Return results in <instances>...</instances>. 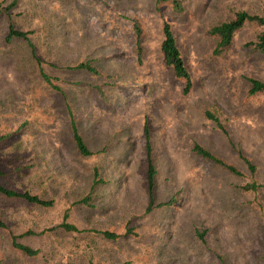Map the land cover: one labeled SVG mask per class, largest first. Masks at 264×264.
<instances>
[{"label":"rangeland","instance_id":"1","mask_svg":"<svg viewBox=\"0 0 264 264\" xmlns=\"http://www.w3.org/2000/svg\"><path fill=\"white\" fill-rule=\"evenodd\" d=\"M176 1L0 0V185L51 202L0 196V264H264V93L248 84L264 82V57L247 46L264 25L244 23L221 53L210 34L238 12L264 18V0Z\"/></svg>","mask_w":264,"mask_h":264},{"label":"trees","instance_id":"2","mask_svg":"<svg viewBox=\"0 0 264 264\" xmlns=\"http://www.w3.org/2000/svg\"><path fill=\"white\" fill-rule=\"evenodd\" d=\"M170 1L173 4V7L175 9L179 8V3L176 0H156V3H164ZM244 23H254L258 25H264V18H260L258 16L249 15L245 12H238L234 15V18L230 20L229 22L219 24L215 27H213L210 30V34L214 36L218 42L216 46V53H221L223 50L228 48L231 45L233 35L234 33L240 29ZM140 32L137 30V37ZM163 39L160 46V51L163 56V60L166 66L170 67L173 71L174 76L177 79H180L184 82V92L186 93L190 86H191V79L190 75L184 65L183 59L181 57V54L176 46L175 39L172 35V32L167 24H164L162 29ZM12 38H19V39H26V34L22 32L15 31L14 29L10 28L8 35H7V41H10ZM137 54H140V43L139 40H137ZM248 47H251L253 50L257 51L260 55L264 57V32L260 33L256 40L252 43H249L247 45ZM77 69H84L88 70L89 72L92 71V69L88 66V64H80L76 67ZM43 78L46 82H49V79L43 75ZM249 84V95H258L264 93V82H261L256 79H248ZM206 116L215 121L216 125L220 127L218 124V121L215 117L210 115L209 113H206ZM71 129H72V138L75 142V145L83 156H89L90 153L88 152L86 146L84 145L80 135L78 134V131L73 123H71ZM146 144H145V150H146V158H147V186H148V196H149V206L152 205V191L154 187V176L155 171L154 167L151 162V149L150 145L148 143V131L145 128L144 129ZM3 140V138H0V141ZM193 152L201 156L202 158L208 159L216 164L222 165L226 167L230 172L237 174V172L234 170V168L224 165V163L217 158H215L210 152L203 149L202 147L198 145L193 146ZM247 167L251 173L254 172V167L247 161ZM3 172L0 170V177L3 176ZM259 188L258 185L255 183L248 184L244 186L242 189L246 191H256ZM0 196L6 198V199H22L25 200L29 204H34L38 206H44L49 207L51 206V202L44 201L40 199L37 196L30 195L29 193L23 192L19 193L13 190H10L8 188L3 187L0 185ZM150 208V207H149ZM3 223L0 221V227H3ZM61 227L65 231L69 232H76L77 229L69 224L63 223ZM100 234L103 235L104 238L109 240H114L116 236L109 232H101ZM13 246L17 248L18 250L22 251L26 255L34 256L37 254V250L31 249L29 247L13 243Z\"/></svg>","mask_w":264,"mask_h":264}]
</instances>
